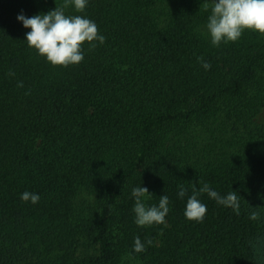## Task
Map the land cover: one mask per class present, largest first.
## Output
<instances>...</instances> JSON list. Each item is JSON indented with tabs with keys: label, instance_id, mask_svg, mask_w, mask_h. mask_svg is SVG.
I'll list each match as a JSON object with an SVG mask.
<instances>
[{
	"label": "trees",
	"instance_id": "1",
	"mask_svg": "<svg viewBox=\"0 0 264 264\" xmlns=\"http://www.w3.org/2000/svg\"><path fill=\"white\" fill-rule=\"evenodd\" d=\"M62 4L0 0V264H264V36L214 46L203 0H88L65 13L104 43L53 66L17 16ZM204 183L236 191L240 214L203 193L188 220ZM138 186L147 206L169 197L164 223H135ZM86 244L99 253L80 258Z\"/></svg>",
	"mask_w": 264,
	"mask_h": 264
},
{
	"label": "clouds",
	"instance_id": "2",
	"mask_svg": "<svg viewBox=\"0 0 264 264\" xmlns=\"http://www.w3.org/2000/svg\"><path fill=\"white\" fill-rule=\"evenodd\" d=\"M87 3L88 0H63L62 5L56 6L54 10L46 14H37L30 18L23 14L18 15V21L22 22L25 28L30 29L26 33L28 47L35 49L53 66L68 67L79 64L84 59L82 46L85 42L94 48L96 46L94 41L101 44L105 41V37L99 34L95 22L80 15L70 16L65 13L69 6H73L76 12H83ZM203 10L210 12L205 27L214 46L219 47L222 42H235L244 31H254L264 35V0H203ZM197 60L205 70H210L211 64L204 61L203 57H198ZM203 193L219 205L231 208L237 215L240 214V196L236 191L232 190L226 195H221L204 183L198 190L194 186L192 195L187 199L184 215L188 220L203 221L207 207L198 199V196ZM131 194L135 198L133 212L138 226L165 222L169 212L167 195L160 196L158 206H147L144 200L151 194L146 187H135ZM186 194L187 189L178 185V197L182 199ZM21 199L24 202L31 201L36 204L40 196L25 191ZM249 218L253 221L258 220L259 213L253 211ZM146 243L151 245L152 240L147 239ZM145 250V243L137 236L133 251L141 253Z\"/></svg>",
	"mask_w": 264,
	"mask_h": 264
},
{
	"label": "rangeland",
	"instance_id": "3",
	"mask_svg": "<svg viewBox=\"0 0 264 264\" xmlns=\"http://www.w3.org/2000/svg\"><path fill=\"white\" fill-rule=\"evenodd\" d=\"M264 36V35H263ZM99 253L98 246L94 244H86L78 251V256L80 258L90 256V255H97Z\"/></svg>",
	"mask_w": 264,
	"mask_h": 264
}]
</instances>
